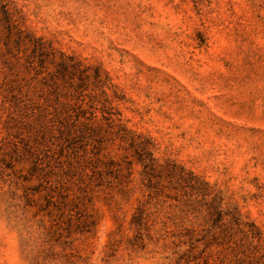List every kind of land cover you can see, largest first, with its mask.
<instances>
[{
	"label": "rangeland",
	"instance_id": "obj_1",
	"mask_svg": "<svg viewBox=\"0 0 264 264\" xmlns=\"http://www.w3.org/2000/svg\"><path fill=\"white\" fill-rule=\"evenodd\" d=\"M0 264H264V0H0Z\"/></svg>",
	"mask_w": 264,
	"mask_h": 264
}]
</instances>
